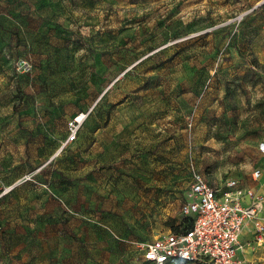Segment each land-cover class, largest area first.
Returning <instances> with one entry per match:
<instances>
[{
  "label": "rangeland",
  "instance_id": "374dc122",
  "mask_svg": "<svg viewBox=\"0 0 264 264\" xmlns=\"http://www.w3.org/2000/svg\"><path fill=\"white\" fill-rule=\"evenodd\" d=\"M262 140L264 0H0V264H150Z\"/></svg>",
  "mask_w": 264,
  "mask_h": 264
},
{
  "label": "built area",
  "instance_id": "2783aa9c",
  "mask_svg": "<svg viewBox=\"0 0 264 264\" xmlns=\"http://www.w3.org/2000/svg\"><path fill=\"white\" fill-rule=\"evenodd\" d=\"M244 18V14L239 20ZM87 112H80L70 122L69 132L60 149L77 139L80 126ZM189 126L192 116H187ZM264 156V140L259 142ZM191 182L186 199L181 206L182 216H191L189 229L161 233L154 238L134 241L144 261L166 264L170 260L206 261L210 264H246L238 255L242 247L240 234L243 226L255 221L256 240H264V221L258 215L264 209V194L252 187L242 186L237 178H225L219 183L192 167ZM264 168L256 167L253 178L259 179ZM248 198L246 202L245 199Z\"/></svg>",
  "mask_w": 264,
  "mask_h": 264
},
{
  "label": "crops",
  "instance_id": "0c3cea01",
  "mask_svg": "<svg viewBox=\"0 0 264 264\" xmlns=\"http://www.w3.org/2000/svg\"><path fill=\"white\" fill-rule=\"evenodd\" d=\"M260 142V141H259ZM258 142V145H259ZM259 149V147H258ZM260 151V150H259ZM261 153V152H260ZM264 160V156L261 153L260 160ZM257 167L264 168V163L262 165H258ZM256 168V167H255ZM254 168V169H255ZM237 178L240 180V183L242 186L245 187H252L259 193L264 194V172L262 173L261 177L259 179L253 178V171L250 174H243L235 175L231 174L226 176L225 178ZM223 177L219 179H211L215 183H219L222 179H225ZM245 201H248V198L245 199ZM258 219L261 221H264V209L262 212L259 213ZM240 242L242 244V247L238 250V255L245 259L246 264H252L251 256H254V258L257 257H263L264 258V240L262 242H258L256 240V225L254 220L248 221L242 229V232L240 234ZM260 247L263 249L260 250ZM260 250V251H258ZM9 251V250H7ZM253 258V257H252ZM255 264H264V261H261V263H255Z\"/></svg>",
  "mask_w": 264,
  "mask_h": 264
},
{
  "label": "trees",
  "instance_id": "16d2710c",
  "mask_svg": "<svg viewBox=\"0 0 264 264\" xmlns=\"http://www.w3.org/2000/svg\"><path fill=\"white\" fill-rule=\"evenodd\" d=\"M67 135H68V133H67ZM67 135L61 140V143L63 140H65ZM113 166L114 165H109L108 167H113ZM169 225H170V229H172L174 231L189 229L193 225V218L191 216H182L181 220H179V221H176L175 219L172 218ZM140 239H146V238H140ZM144 262L153 264L149 261H144ZM166 264H210V263H208L206 261H200V260L188 261V260L177 259V260H170Z\"/></svg>",
  "mask_w": 264,
  "mask_h": 264
}]
</instances>
